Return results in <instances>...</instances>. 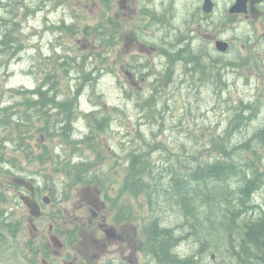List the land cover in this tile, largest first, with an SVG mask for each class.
Returning a JSON list of instances; mask_svg holds the SVG:
<instances>
[{
	"label": "rangeland",
	"instance_id": "1",
	"mask_svg": "<svg viewBox=\"0 0 264 264\" xmlns=\"http://www.w3.org/2000/svg\"><path fill=\"white\" fill-rule=\"evenodd\" d=\"M9 1L0 0V17L5 16L9 22L6 25L15 30L19 50L0 57L1 104L15 101L11 89L36 88L49 74L56 100L73 102L80 114L73 123L75 137H66L59 123L49 139L39 134L34 137L37 142L31 149L38 152L45 147L48 153L44 163L26 160L11 142L16 137L10 129L4 124L0 130V161L20 166L22 173L33 176L41 189L50 190L51 199L43 218L36 223L40 231L29 233L27 210L17 207L16 199L6 190L12 177L0 164V213L8 210V223L19 226L18 233H7L0 227V264H33L35 250L49 247L51 213L61 216L64 212L68 224L74 212L86 216V211L78 214L76 210L78 201H82L80 191L88 185L103 189L112 212H129L127 233L136 258L132 264H147L141 248L153 220H158L159 229L169 228L183 236L175 249L179 257L197 256L196 264H230L226 244L222 252L210 254L202 249L205 241L196 238L209 239L216 234L219 220L212 231L190 229L165 195L166 189H154L155 203L151 206L142 190L133 189L130 156L134 154L154 165L155 174L161 173L159 179L165 184L168 166L181 176L185 162L186 166L193 161L211 162L222 157L224 150L233 152L242 147V156L261 162L264 182V67L251 66L242 58L239 66L231 67L233 70L220 67L224 76V86H220L213 79L217 69L211 70V59L200 55L206 71L212 73L206 76L195 72L192 64L178 61L179 55H173L170 43L183 34L166 32L162 24H181L185 5L176 4L173 11L169 0H125L126 9L122 8V0H12L7 13L2 3ZM15 16L19 21L13 26L11 18ZM101 31H106V36H98ZM192 44L196 49L207 47L202 34ZM162 47L168 49V57L161 55ZM200 60L196 62L199 67ZM199 78L204 80L200 82ZM238 115L241 123L235 129L232 125ZM102 116L108 120L104 130L86 136L90 133L87 123ZM85 136L89 138L79 140L84 144H76V138ZM68 161L91 163L84 178L90 177V184L73 183L69 175L59 171ZM260 193L253 198L255 203H263L264 189ZM55 219L57 228L61 217ZM206 243L217 248L214 240ZM44 258L41 255L38 264Z\"/></svg>",
	"mask_w": 264,
	"mask_h": 264
},
{
	"label": "trees",
	"instance_id": "2",
	"mask_svg": "<svg viewBox=\"0 0 264 264\" xmlns=\"http://www.w3.org/2000/svg\"><path fill=\"white\" fill-rule=\"evenodd\" d=\"M8 6L12 7L11 5ZM7 10L5 8V12L8 13ZM3 17L5 16L0 17V28L4 24ZM4 29H6L5 24L3 29L1 28L0 57L16 52V45L19 40L13 27ZM98 35L106 36L104 33ZM182 38L183 36L174 43L179 45L178 43L182 41ZM174 43L170 44L174 46ZM162 50L165 48L162 47ZM189 50L187 45L183 43V48L179 50L180 57L189 54ZM200 71L203 74V69ZM48 75L42 78L37 88L11 90L15 100L12 104L2 105L0 103V124L2 126L5 124L10 129V134L16 137L11 142L20 148L27 160L37 159L35 149H31V145L37 142V139L34 138L37 134L43 135V137L47 136L49 139L54 133L53 127L59 123L66 137L70 134L74 135L73 123L80 114L75 111L73 102L56 100ZM212 76L220 86H223L219 70ZM147 102L150 103L151 100H147ZM234 108H238V106L233 107L232 110ZM244 113L248 114L247 111ZM93 114L91 113L89 116H93ZM51 117H54V120ZM239 117L241 115L237 116L236 122L232 125L235 129L241 123ZM62 118H65L64 121L59 122ZM106 120L105 116L100 119L92 118L93 122L90 120L87 123L90 130L87 136L93 135L94 131H103L104 126L108 124V120L107 122ZM241 125L245 126L244 124ZM82 138L86 140L89 137ZM88 141L90 139L86 142ZM79 143L76 142V144ZM71 144L75 145L74 142ZM245 147L248 151L250 150L247 145ZM244 152L245 149L242 147L233 152L228 149L227 151L224 150V157L215 158L211 162L197 163L193 161L191 166H186L187 162H185L184 165L182 164L184 173L181 176H177L176 172L169 170L171 167L168 166V179L165 184L159 179L161 173L157 171L155 174L154 165L146 159L140 160L139 157L132 154L129 166L134 177L133 189L142 190L151 206L155 203L153 199L154 189H166L165 195L169 196V201L176 208L177 214L183 218L184 224L190 229L201 228L212 231L217 227L215 221L219 220L220 229L216 231V234L211 235L209 239L196 237L198 241H205L203 249L211 248L206 241L214 240L218 250L226 244L225 251L232 260H237L235 261L236 264H264V201L261 205L256 204L253 200L254 196L261 194L259 192L264 189V182L261 178L262 172L260 171L262 164L249 157L246 158L245 155L242 156ZM47 154L45 151L39 155L41 163L48 160H43L45 156H48ZM98 155L99 153L96 156L98 157ZM90 164L88 162L71 164L68 161L59 171L69 175L73 183L81 181L90 183V177L84 180L89 172ZM217 205H221V207ZM217 209L220 213L216 212ZM158 226V220H153L146 232L147 240L144 246L146 255H150L156 264H191L190 262H193L191 257L180 258V255L173 251L178 242L175 240L174 232L169 228L159 229Z\"/></svg>",
	"mask_w": 264,
	"mask_h": 264
},
{
	"label": "flooded vegetation",
	"instance_id": "3",
	"mask_svg": "<svg viewBox=\"0 0 264 264\" xmlns=\"http://www.w3.org/2000/svg\"><path fill=\"white\" fill-rule=\"evenodd\" d=\"M169 1L172 5L171 10H175L176 4L185 5V9L181 24L171 22L162 24V29L164 28L166 32H181L183 34L181 42L185 44L190 43L200 33L203 34V38L208 42L207 47L210 49L208 54L213 59L216 53L214 44L217 40H223L228 43V52L223 56H229L235 49L245 63L264 67V0ZM120 3L124 4L122 8L126 9V1L122 0ZM175 18L176 16L172 17V19ZM216 32L220 33L218 37L215 35ZM194 34L195 37H191ZM182 43L173 44L174 54H178L183 48ZM162 51L164 55H168V49ZM12 174H15L14 181L9 186L10 190H6L10 191L16 199L17 205L25 208L22 199H26L37 203L41 209L39 218H31L29 213L26 218L29 231L38 233L39 229L35 227L34 221L43 218L45 206L51 203L50 190L45 192L33 177L24 173L12 172ZM19 180L29 181L33 186L28 188L21 185ZM80 198L82 201H78L80 206L76 211L78 214L86 211V216L79 217L74 212V217L70 218L68 224L64 222L62 216L64 212L61 216L51 213L53 216L48 217L50 219L48 234L58 238L57 244L60 249L48 243L49 247L43 246L40 248L42 250L40 253V249L35 250L33 264H38L41 255L45 257L42 259V264H132L136 262V258L132 255L133 248L130 246L126 220L121 222V219L116 217V213L109 209L103 189H87L85 195H81ZM96 199L98 200L95 201ZM57 217L61 219L56 228L57 219L55 218ZM17 229L19 232V226Z\"/></svg>",
	"mask_w": 264,
	"mask_h": 264
},
{
	"label": "water",
	"instance_id": "4",
	"mask_svg": "<svg viewBox=\"0 0 264 264\" xmlns=\"http://www.w3.org/2000/svg\"><path fill=\"white\" fill-rule=\"evenodd\" d=\"M217 50L224 52L227 48V44L223 42H217L216 43ZM28 186V184H26ZM27 207L29 208L30 214H32L35 217H38L40 215L39 207L37 204L25 201Z\"/></svg>",
	"mask_w": 264,
	"mask_h": 264
},
{
	"label": "bare ground",
	"instance_id": "5",
	"mask_svg": "<svg viewBox=\"0 0 264 264\" xmlns=\"http://www.w3.org/2000/svg\"><path fill=\"white\" fill-rule=\"evenodd\" d=\"M240 124V123H239ZM238 125V124H237ZM234 224V223H233ZM228 226H230V225H228ZM236 226V225H235ZM233 227V226H232ZM237 227V226H236ZM238 236V235H237ZM239 237V236H238ZM233 242V241H232ZM235 242V241H234ZM241 242V241H240ZM237 248V247H236ZM203 249V248H202ZM235 261H237V260H235ZM235 263H237V262H235Z\"/></svg>",
	"mask_w": 264,
	"mask_h": 264
}]
</instances>
